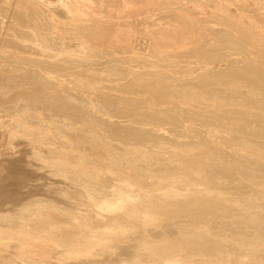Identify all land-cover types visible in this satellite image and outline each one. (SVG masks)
<instances>
[{"label":"bare ground","instance_id":"bare-ground-1","mask_svg":"<svg viewBox=\"0 0 264 264\" xmlns=\"http://www.w3.org/2000/svg\"><path fill=\"white\" fill-rule=\"evenodd\" d=\"M0 264H264V0H0Z\"/></svg>","mask_w":264,"mask_h":264}]
</instances>
